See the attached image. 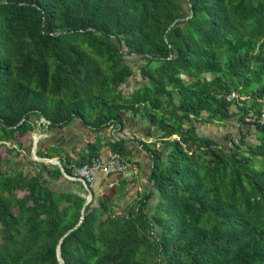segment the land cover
<instances>
[{
    "label": "trees",
    "instance_id": "1",
    "mask_svg": "<svg viewBox=\"0 0 264 264\" xmlns=\"http://www.w3.org/2000/svg\"><path fill=\"white\" fill-rule=\"evenodd\" d=\"M190 4L0 0V264H264V0ZM127 125L154 139L144 191L66 179L104 147L128 165ZM38 128L64 172L13 157Z\"/></svg>",
    "mask_w": 264,
    "mask_h": 264
},
{
    "label": "crops",
    "instance_id": "2",
    "mask_svg": "<svg viewBox=\"0 0 264 264\" xmlns=\"http://www.w3.org/2000/svg\"><path fill=\"white\" fill-rule=\"evenodd\" d=\"M142 127V126H141ZM145 129V127H144ZM67 134L63 137V139L60 137L56 140V143H62V145H67L66 151L72 155L71 151V145L76 142H81L83 144V139L79 137V134H75L74 131H76L73 127L68 128ZM138 127H133L132 125H127L126 130L120 134V137L123 139H133L128 141L127 145H129L130 149L132 150V154L128 163L130 172L128 174H124L125 178H128L130 180L134 181L135 193L137 191H144L147 186V175L149 172V168L151 167V158L149 154L143 149L142 141L149 142L145 140L144 135L142 132H138ZM77 132V131H76ZM78 133V132H77ZM80 133V132H79ZM64 134V133H63ZM83 135V134H80ZM135 136L136 138H134ZM75 137L73 140L71 138ZM149 140V139H148ZM79 148H77L76 152H79ZM111 155V152L109 151L108 147H104L102 149V157L104 159H108ZM58 159V158H56ZM107 172H102L98 175L97 180V186L100 185L101 182L106 177ZM116 175L114 174L111 179L108 181H113L116 179ZM96 182V181H95ZM74 190L75 187L72 186Z\"/></svg>",
    "mask_w": 264,
    "mask_h": 264
},
{
    "label": "built area",
    "instance_id": "3",
    "mask_svg": "<svg viewBox=\"0 0 264 264\" xmlns=\"http://www.w3.org/2000/svg\"><path fill=\"white\" fill-rule=\"evenodd\" d=\"M239 96L237 93H232L231 96L228 98L229 100L238 99ZM248 122H251L252 119L248 118ZM43 123L46 121L43 119ZM260 123H264V117L260 120ZM36 161L41 160L47 163H51L57 165L62 169L64 172L61 162L58 159H40L39 157L34 156ZM129 169L127 164H124L122 157L117 154H111L108 159L102 158H94L90 163H86L81 167H78L73 175H67L64 173L67 180L71 182H78L88 190L89 185H93L98 177V175L102 172L113 173V174H125L126 171ZM91 200L88 197V202Z\"/></svg>",
    "mask_w": 264,
    "mask_h": 264
},
{
    "label": "rangeland",
    "instance_id": "4",
    "mask_svg": "<svg viewBox=\"0 0 264 264\" xmlns=\"http://www.w3.org/2000/svg\"><path fill=\"white\" fill-rule=\"evenodd\" d=\"M131 87H132V83H130L129 89ZM200 130L204 134H207V135H212V136H215V137H222L224 135V133L226 131H228L229 129H227V128L219 125V124H214V125H204V126L200 127ZM67 132H68L67 130H63V133L64 134H67ZM74 133L77 134V135L79 134V137L81 139H85L87 141L92 139L89 136L80 135L81 133H79V132L77 133L76 131H74ZM54 137L55 136H54L53 133H45L40 128H38V129H36V131L32 135L28 136V138L27 137L24 138L23 140H25V141H29L30 139H33V141H34V139H38V141L41 140V139H54L55 140L57 138V136L55 138ZM147 141H149L148 143H151V142L154 141V139H149ZM4 157H5V160L3 162V168L4 169H8V167H9L8 156L5 154ZM13 157L16 160H18V162L21 163V165L27 166L29 168V170L32 171V174H34L36 172L35 170H36V167L38 165L36 163L35 164H32L33 162L36 161L35 157L30 156V155L27 156V158H24L22 155L19 156V157H17V155L15 153L13 154ZM31 161H33V162H31ZM36 162H41V160H38ZM30 163L33 165L32 167L35 168V170H32V167L30 166L31 165ZM129 172H130V170H127L125 174H128ZM70 185H72V184H70ZM72 186H74L75 189H78L79 188L77 184H73ZM20 195L22 196L23 194H20Z\"/></svg>",
    "mask_w": 264,
    "mask_h": 264
},
{
    "label": "water",
    "instance_id": "5",
    "mask_svg": "<svg viewBox=\"0 0 264 264\" xmlns=\"http://www.w3.org/2000/svg\"><path fill=\"white\" fill-rule=\"evenodd\" d=\"M188 3L191 6L190 0H188ZM37 144H38V139H34L33 150H32V156L33 157L36 155ZM36 157H37V155H36ZM58 259L61 262V264H63L62 259L60 258V249L58 250Z\"/></svg>",
    "mask_w": 264,
    "mask_h": 264
}]
</instances>
